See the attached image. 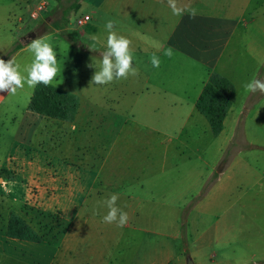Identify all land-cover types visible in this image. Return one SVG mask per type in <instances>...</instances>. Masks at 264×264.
Returning <instances> with one entry per match:
<instances>
[{
    "label": "crops",
    "instance_id": "crops-1",
    "mask_svg": "<svg viewBox=\"0 0 264 264\" xmlns=\"http://www.w3.org/2000/svg\"><path fill=\"white\" fill-rule=\"evenodd\" d=\"M32 2L13 0L12 5L0 4V8L7 9V19L16 20L17 30H21L25 22L34 19L42 8L40 2L36 6ZM95 2L103 15L112 16L123 25L116 26V21H113L114 30L129 39L130 50L140 58L133 61L136 73L129 74L122 82L121 93L115 94L113 101L120 103L128 99L130 104L155 106L156 116L166 123L146 132L148 155L154 154L157 159L156 173L154 178L150 165L145 177L138 181L137 192L129 193L120 188L121 180L126 176L121 160V163L117 162L118 159L112 162V174L116 177L114 181L109 180L106 160L111 151L116 155L119 147L102 148V160L91 159L83 165L86 174L82 176L80 193L86 197L87 203L79 214L80 226L71 229L66 241V249L74 253L71 263L189 264L188 256L192 264L263 262L264 97L258 99L256 107L245 120L242 118L245 105L239 108L236 105L241 97L250 92L244 87L247 82L259 78L264 82L261 73L259 77L258 71L247 69V63L244 66L240 64L245 44L249 40L257 42L259 37V30L255 32L253 29L254 25L258 26V11L260 7L262 14L264 0H176L180 7L196 9L195 16L185 13L181 17L172 14L167 0ZM91 19L90 16L89 21ZM104 24L99 21L94 28L105 31ZM127 24H133V28L126 30ZM249 33L255 37L252 38ZM261 36L260 41L264 44V32ZM102 45L103 50L99 52L101 58L106 38ZM27 47L20 48L18 53L26 51ZM166 48L171 49V56L164 55ZM256 54L259 56V52ZM256 54L252 55V59L257 61ZM153 55L160 60L158 68L152 67ZM260 57L262 65L264 50ZM213 72L228 77L236 86V99L219 135L212 133L208 120L196 106ZM12 95L7 90L0 91V112L9 110L13 104L10 100ZM103 98H108V94H104ZM30 113L33 120L46 117ZM239 124L241 130L238 135L245 146L235 152L231 148L230 165L218 171V181L208 196V202L194 204L184 221L185 207L201 194L206 180L194 162L198 165L197 161H205L213 174L226 157ZM17 141L22 140L17 138ZM10 152L16 154L11 163L21 159L18 148ZM66 154L67 151H64L60 155L65 158ZM7 157L8 154L5 155ZM51 157L54 162L59 159L56 153ZM52 163L48 161L46 165L52 166ZM2 166L0 162V168ZM149 175L157 184V189H153L157 191L155 194ZM238 178L243 180L244 185L231 195L229 186ZM110 194H116L117 201L124 202L125 207H120L127 213L128 219L123 227L104 222L95 211L92 214L88 212ZM159 194H165V200H160ZM171 213V220L161 218ZM181 216L183 223L179 222ZM185 223L186 241L182 234Z\"/></svg>",
    "mask_w": 264,
    "mask_h": 264
},
{
    "label": "rangeland",
    "instance_id": "rangeland-1",
    "mask_svg": "<svg viewBox=\"0 0 264 264\" xmlns=\"http://www.w3.org/2000/svg\"><path fill=\"white\" fill-rule=\"evenodd\" d=\"M32 1L31 4L34 6L40 2L42 8L34 19L25 22L21 30H17L19 26L16 20L7 19V9L0 8V59L6 58L7 61L14 58L22 66L30 63L31 57L27 50L18 53L19 49L14 50L15 46L19 43L23 47L28 46L30 42L24 44L23 38L31 32H37V38L49 37L60 65V71L51 84L77 94L80 97V108L76 119L69 124L46 117H41L37 119L38 121L33 120L27 106L34 88L25 85L23 90L18 89L10 98L13 104L9 110L0 112V156L3 157L0 158L3 165L0 168V264H72L74 253L66 249V241L71 229L76 225L80 226L79 214L87 203L86 197L80 193L82 176L86 174L83 165L91 159L102 160L103 150L115 145L119 147L117 154L114 155L111 151L106 160L108 173L110 172L109 180L114 181L116 177L112 174V162H116V159L117 162L121 160L122 171L126 172V176L121 180L120 188L129 193L137 192L138 181L145 177L150 165L153 167L154 178L156 173L157 159L154 154L148 155L149 141L148 137H145L146 132L166 122L160 121L156 116L155 106L130 104L128 99L120 103L113 101V96L121 93L122 82L126 78L114 80L105 86L92 83L96 69L90 65L93 60L99 63L101 59L99 52L103 50L102 44L107 36L105 31L94 28V25L96 26L99 21L106 23L112 20L116 21V26H123L118 20L103 15L96 7L95 0H80V7L71 11L70 21L64 30L53 26L47 27L46 24L60 19L63 9L69 5V0ZM11 2L13 0H0V4L12 5ZM87 13L92 19L82 26L78 25L77 19ZM126 28L130 30L133 24L131 26L127 24ZM253 30L255 32L259 30V37L257 42L249 40L245 44L240 64L244 66L247 63V69L250 71L255 69L260 77V73L264 76V62L260 65L259 60L264 50V44L260 41L261 33L264 32V10L260 14V7L258 26L254 25ZM250 35L252 38L255 37L249 33ZM258 52L259 56L256 54ZM253 54L258 56L257 61L252 59ZM134 60L139 61L140 58L134 56ZM104 94H108V98H103ZM250 94L251 92L244 98L241 97L236 105L239 108L242 104L246 106L248 102L247 110L245 106L243 108L245 111L242 115L243 120L257 105V97L249 99ZM17 138L22 141L18 142ZM244 146L245 142L237 134L229 147V152L231 148L235 152ZM17 148L21 159L11 163L16 154L9 151ZM64 151H67V154L62 158L60 154H64ZM53 153L59 158L56 162L51 157ZM230 153L225 157L227 163H221L216 168L217 172L230 165L232 159ZM7 154L8 160L5 158ZM237 154L240 156V152ZM48 161L53 162L52 166L46 165ZM197 163L198 165L194 162L195 166L199 167L206 180L204 185L202 184L201 197L194 203L200 202L202 205L208 202V196L218 181L219 173L217 178H214V173L211 174L205 161ZM176 171L177 169L174 176L177 174ZM149 177L150 180L153 179L150 175ZM85 179L84 177L83 180ZM242 185H244L242 179H234L229 186V194L238 192ZM150 186L155 194L157 192L154 191L157 189L155 180L150 181ZM159 197L160 200H165V194H159ZM105 199L88 212L92 214L95 211L103 220L107 213V208L103 204ZM117 205L125 207L122 201H117ZM161 205L164 206L162 201ZM160 209L161 207L158 208ZM187 210L186 206L184 212ZM12 214L17 215L28 230L23 224H11L9 220ZM172 217L171 213L170 216L164 215L161 218L168 221ZM179 222L183 223V216ZM27 231L42 236V239L34 241L10 236L8 233L23 234ZM182 234L186 241V223L182 227ZM187 262L189 263V259Z\"/></svg>",
    "mask_w": 264,
    "mask_h": 264
},
{
    "label": "clouds",
    "instance_id": "clouds-1",
    "mask_svg": "<svg viewBox=\"0 0 264 264\" xmlns=\"http://www.w3.org/2000/svg\"><path fill=\"white\" fill-rule=\"evenodd\" d=\"M172 14L177 17L185 13L195 16L196 9L184 8L177 5L176 0H167ZM107 32L105 50L99 63L92 61L90 67L96 70L92 76V83L95 85H105L114 80L127 78L129 74H135L136 68L133 66L134 55L130 50V41L123 35L114 30V23L108 20L104 24ZM30 54V63L23 66L16 59L10 58L7 61L0 59V91L7 90L8 93L15 94L17 89L34 88L37 84L49 85L54 82V77L60 71V65L57 60V52L49 37L36 38L30 42L27 47ZM164 55L171 56L170 48L164 50ZM153 68H158L160 60L156 55L151 57ZM244 87L250 92L259 90L264 92V82L260 79H254L247 82ZM118 196L110 195L103 201L107 208L103 221L106 223H115L117 227H123L127 222L128 216L122 208L117 205Z\"/></svg>",
    "mask_w": 264,
    "mask_h": 264
},
{
    "label": "trees",
    "instance_id": "trees-1",
    "mask_svg": "<svg viewBox=\"0 0 264 264\" xmlns=\"http://www.w3.org/2000/svg\"><path fill=\"white\" fill-rule=\"evenodd\" d=\"M80 7V0H69V5L63 9L62 16L59 20L52 23L46 24L48 26H53L57 29L64 30L70 21V13L73 10H77ZM45 33V32H44ZM43 34V33H42ZM22 44H17L14 50L22 48ZM6 61V58L3 59ZM260 79V78H259ZM254 96L257 100L264 96V92L259 90L252 92L249 99ZM236 99V86L235 84L226 76L213 72L211 73L208 81L205 83L203 90L197 100L198 110L207 118L212 133L214 135H219L224 128L225 117ZM248 99V100H249ZM249 107L248 102L245 106L246 110ZM80 108V97L68 90L62 89L54 84L43 85L42 83L37 84L34 87L33 94L27 106V110L42 116H46L59 121L73 122ZM245 114V111L244 113ZM243 118V117H242ZM241 130V124L238 125L237 134ZM229 153V150L227 154ZM226 154V155H227ZM221 163H227V158H224ZM224 164V165H225ZM221 169V168H220ZM214 178H217L218 172L215 171L213 174ZM201 197L198 195L190 204L188 205V210L185 213L184 221L187 220L188 213L191 207L195 204L196 200ZM10 223H20L23 227L28 230L26 224H24L20 218L12 214L10 217ZM10 236L22 237L26 239H31L34 241H40L42 236H38L32 232H25L23 234H15L13 232H8ZM257 264H264L263 262H258Z\"/></svg>",
    "mask_w": 264,
    "mask_h": 264
},
{
    "label": "water",
    "instance_id": "water-1",
    "mask_svg": "<svg viewBox=\"0 0 264 264\" xmlns=\"http://www.w3.org/2000/svg\"><path fill=\"white\" fill-rule=\"evenodd\" d=\"M37 37H38L37 32H31L30 34L25 36V38H23V42H24V44H27V43L31 42L32 40L36 39ZM188 259H189V264H192L193 262H192L190 256H188Z\"/></svg>",
    "mask_w": 264,
    "mask_h": 264
},
{
    "label": "built area",
    "instance_id": "built-area-1",
    "mask_svg": "<svg viewBox=\"0 0 264 264\" xmlns=\"http://www.w3.org/2000/svg\"><path fill=\"white\" fill-rule=\"evenodd\" d=\"M90 19V16L89 15H85V16H81L77 19V23L78 25L82 26L84 24H86Z\"/></svg>",
    "mask_w": 264,
    "mask_h": 264
}]
</instances>
